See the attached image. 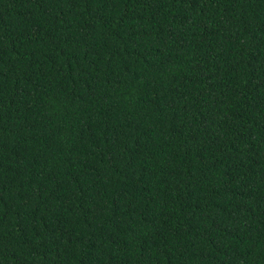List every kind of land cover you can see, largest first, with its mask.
Returning a JSON list of instances; mask_svg holds the SVG:
<instances>
[{
    "label": "trees",
    "instance_id": "trees-1",
    "mask_svg": "<svg viewBox=\"0 0 264 264\" xmlns=\"http://www.w3.org/2000/svg\"><path fill=\"white\" fill-rule=\"evenodd\" d=\"M0 264H264V0H0Z\"/></svg>",
    "mask_w": 264,
    "mask_h": 264
}]
</instances>
